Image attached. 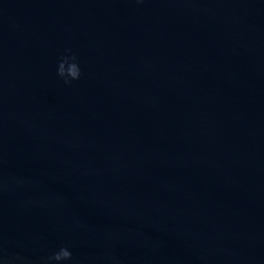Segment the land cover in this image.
Segmentation results:
<instances>
[{
    "label": "water",
    "instance_id": "obj_1",
    "mask_svg": "<svg viewBox=\"0 0 264 264\" xmlns=\"http://www.w3.org/2000/svg\"><path fill=\"white\" fill-rule=\"evenodd\" d=\"M62 246L264 264V0H0V255Z\"/></svg>",
    "mask_w": 264,
    "mask_h": 264
},
{
    "label": "clouds",
    "instance_id": "obj_2",
    "mask_svg": "<svg viewBox=\"0 0 264 264\" xmlns=\"http://www.w3.org/2000/svg\"><path fill=\"white\" fill-rule=\"evenodd\" d=\"M57 75L63 79L65 84H71L74 80H79L82 75V71L77 59V56L67 50V54L62 56L58 66ZM0 260L4 261V264H16V261H22V258L16 257L15 259L5 258L0 255ZM73 260V253L69 250L68 246H62L52 255L47 257L44 264H63L66 261Z\"/></svg>",
    "mask_w": 264,
    "mask_h": 264
}]
</instances>
